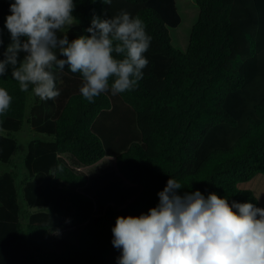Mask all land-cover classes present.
Masks as SVG:
<instances>
[{"label": "trees", "instance_id": "1", "mask_svg": "<svg viewBox=\"0 0 264 264\" xmlns=\"http://www.w3.org/2000/svg\"><path fill=\"white\" fill-rule=\"evenodd\" d=\"M195 1L199 16L180 51L169 34L182 21L176 0H75L69 41L90 35L94 13L125 10L144 22L149 63L132 91L90 103L79 93L82 75L66 65L54 70L60 95L35 106L37 97L20 91L11 70L0 77L12 97L0 116V163H12L0 173V264H117L116 218L156 206L170 178L185 186L181 195L200 189L264 208V0ZM11 2L0 0V59L11 42L4 27ZM33 120L19 157L24 144L16 135ZM61 155L86 167L114 157L141 189L95 216L94 199L80 190L86 175ZM70 228L77 230L60 243L53 232Z\"/></svg>", "mask_w": 264, "mask_h": 264}, {"label": "clouds", "instance_id": "2", "mask_svg": "<svg viewBox=\"0 0 264 264\" xmlns=\"http://www.w3.org/2000/svg\"><path fill=\"white\" fill-rule=\"evenodd\" d=\"M102 3L110 6L112 0ZM75 7V0H12L4 24L11 42L0 59V77L11 70L20 91L31 88L30 94L42 101L60 95L54 70L66 65L82 75L79 93L90 103L102 93L134 90L149 63L145 53L151 36L144 22L125 10L109 18L94 13L86 29L90 35L69 41L67 33L78 23ZM11 101L0 87V116ZM182 187L170 178L157 193L156 206L116 218L117 264H264V208L230 203L215 192L205 196L200 189L181 195L177 190Z\"/></svg>", "mask_w": 264, "mask_h": 264}, {"label": "rangeland", "instance_id": "3", "mask_svg": "<svg viewBox=\"0 0 264 264\" xmlns=\"http://www.w3.org/2000/svg\"><path fill=\"white\" fill-rule=\"evenodd\" d=\"M176 1L182 21L178 27L169 28V34L173 45L180 51H186L192 27L196 23L199 16V7L195 0ZM42 102L43 101L37 97L35 106L41 104ZM32 115L38 116L36 111H32ZM35 127L36 125L33 120L30 127L25 129L23 133H17L16 136L19 139V142L24 144L23 153L18 151L19 157L24 154V150H27V144L33 138V132L30 130ZM61 157L64 158L76 172L86 175L87 185L85 188H81L80 190L94 199L96 204L95 216L102 214L110 202H113V205L117 208L124 206L126 200L128 202V200L132 198L131 196H133L137 191L139 192L141 189V186L132 184L124 179L117 169L114 157L107 156L99 162L87 167L81 165L73 157H71V159L69 155H61ZM11 165L12 163L9 164L1 162L0 173L6 172L8 167L11 168ZM30 209L31 211H38L39 207L31 206ZM76 230L77 228H70L63 231L56 230L53 234L59 239L60 243H63V238L70 236Z\"/></svg>", "mask_w": 264, "mask_h": 264}]
</instances>
